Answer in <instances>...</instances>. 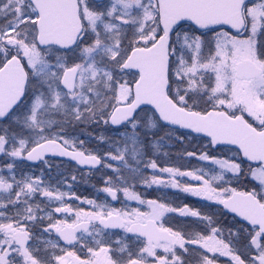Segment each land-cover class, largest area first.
<instances>
[{
	"label": "snow or ice",
	"instance_id": "obj_1",
	"mask_svg": "<svg viewBox=\"0 0 264 264\" xmlns=\"http://www.w3.org/2000/svg\"><path fill=\"white\" fill-rule=\"evenodd\" d=\"M0 264H264V0H0Z\"/></svg>",
	"mask_w": 264,
	"mask_h": 264
},
{
	"label": "trees",
	"instance_id": "obj_2",
	"mask_svg": "<svg viewBox=\"0 0 264 264\" xmlns=\"http://www.w3.org/2000/svg\"><path fill=\"white\" fill-rule=\"evenodd\" d=\"M93 182H95V181H93Z\"/></svg>",
	"mask_w": 264,
	"mask_h": 264
}]
</instances>
